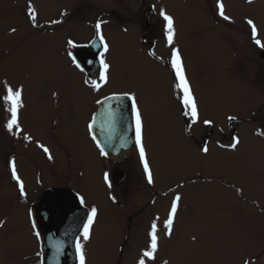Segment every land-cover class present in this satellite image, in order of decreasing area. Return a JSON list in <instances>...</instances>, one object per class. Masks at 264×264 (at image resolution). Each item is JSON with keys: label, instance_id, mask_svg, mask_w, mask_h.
Instances as JSON below:
<instances>
[{"label": "rangeland", "instance_id": "obj_1", "mask_svg": "<svg viewBox=\"0 0 264 264\" xmlns=\"http://www.w3.org/2000/svg\"><path fill=\"white\" fill-rule=\"evenodd\" d=\"M125 1L0 0V264L40 263L25 215L9 211L12 200L21 201L10 177L13 164L26 191L44 185L37 171L44 177L69 172L52 184L74 188L83 208L97 209L91 238L82 241L86 264H264V48L255 44L264 43V0ZM150 2L153 46L142 43L144 26L130 22ZM160 9L173 17L172 45ZM98 21L109 46L107 82L100 75L87 80L68 55L69 40L78 46L93 41ZM173 47L198 107L195 124L180 103ZM8 87L22 93L19 129L12 131L10 102L3 100ZM125 93L135 96L141 112L152 184L136 143L114 156L90 151L87 125L97 102ZM63 135L70 151L79 146V156L88 152L95 175H88L90 163L67 164L70 153L56 146ZM230 136L238 138L236 148L228 146ZM44 142L49 151L36 148L40 156L22 150ZM115 166L127 173L119 184L111 178ZM101 173L107 182H100ZM10 190L12 200L1 195ZM176 196L181 199L169 235L165 222ZM153 222L157 251L147 258Z\"/></svg>", "mask_w": 264, "mask_h": 264}, {"label": "water", "instance_id": "obj_2", "mask_svg": "<svg viewBox=\"0 0 264 264\" xmlns=\"http://www.w3.org/2000/svg\"><path fill=\"white\" fill-rule=\"evenodd\" d=\"M90 47L93 51L98 50V45L95 42H92ZM76 53H74L75 59L86 71L89 78L99 71L98 68L89 69L86 67L76 57ZM102 113H114V119L118 121L121 128L125 129L128 143L123 145L124 147L122 145L116 146L112 137L106 136L104 132L99 130ZM92 129L97 132L94 137L100 147L108 154L115 155L120 151V147H130L134 141V133L129 98L125 95H113L100 101L94 115ZM98 132H101V135ZM125 177V172L118 168L113 169L112 179L114 182L119 184L124 181ZM87 211L80 205L78 197L70 189H51L43 192L34 200L30 208V215L35 225V231L39 233L40 264L75 263L77 256L73 237L77 236L82 229V221L85 220Z\"/></svg>", "mask_w": 264, "mask_h": 264}, {"label": "snow or ice", "instance_id": "obj_3", "mask_svg": "<svg viewBox=\"0 0 264 264\" xmlns=\"http://www.w3.org/2000/svg\"><path fill=\"white\" fill-rule=\"evenodd\" d=\"M220 9V15L225 19L228 20L229 17L224 15L223 11V4L218 5ZM28 11L31 13V19L33 22H35L36 19V14L35 11L32 7H29ZM66 13H62L64 15ZM159 15L163 18V32L166 37L167 43L169 45H172L173 43V37H174V20L173 17L168 15L163 9L159 10ZM53 23H60V21H53ZM101 21H98L95 25L96 27V36L99 39L100 46L102 47L103 51L100 53L99 57V64H100V80H103L107 82V72L109 69L108 63L104 59V54L109 51V46L107 42L104 39V36L101 33ZM247 23L252 26V36L253 38L256 37L257 35V29L256 26L254 25L252 20H248ZM255 44L258 45L261 48H264V43H262L259 39H255ZM68 46L69 47H76V45L73 43V41L69 40L68 41ZM70 57H72V53H68ZM73 64L83 71V68H81L80 63L73 57L72 59ZM91 63V62H89ZM171 66L172 69L175 72L176 76V88L179 89L182 93V96L180 98V103L187 108L189 111L185 113V115H190L192 123L195 124L198 120V107L196 104V101L192 95L191 88L189 85V82L187 80L185 70L182 64V60L180 57L179 50L176 49L175 47L172 48L171 52ZM87 83V81H86ZM92 84L94 87L98 88L99 85L96 83V81H92ZM21 90H13L11 87L7 88V94L3 97V100L5 102H10V113H11V119L7 123V128L9 131H12L13 127L15 126L17 129H19L18 125V109L21 108L22 102H21ZM131 100V111L132 114L135 118V143L136 147L139 150V158L141 163L143 164V169L145 174L147 175V181L149 184L153 183V177L152 173L149 167V163L146 157V152H145V147L143 143V125H142V118H141V112L139 110V107L136 102V98L133 95H130L128 93L124 94ZM99 103V101L97 102ZM229 119H233L230 117ZM205 124H211V121L205 120ZM92 125H89V128H91ZM25 139H28V137H25ZM95 139V137H93ZM234 143L231 145L232 148H236L237 145L239 144L238 138H234ZM41 147H43L41 145ZM97 147L99 148L100 145L97 143ZM44 152L47 153L49 150L45 147ZM204 152H207L208 149L207 147L203 148ZM100 154L101 155H106L107 153L104 151L103 148H100ZM51 159V156H49ZM12 178L17 181V184L19 185L20 188V195L24 196V186L23 183L20 181L15 165H12ZM108 176L105 174V181L107 182ZM181 199V197L176 196L175 199L172 201L171 205V211L169 213L168 219L165 222V227L169 230L168 234L171 235V229L173 225V218L176 214L177 211V203ZM80 204L84 205V198L81 196L79 197ZM86 219L82 221V231L79 232V235L74 236V247H75V253L78 258L79 264H86V258H85V252H84V244L82 241H88L91 238V230L92 226L94 224L95 218L97 216V209L95 207H92L90 211H87L85 213ZM2 224V222H0ZM33 228H35V225H33ZM37 238H39V233H36ZM151 237V243H150V251H145L143 253L144 257L147 258H153V254L157 251V225L155 222H153L151 226V232L149 233ZM59 251V249H57ZM138 264H145L144 259H141L138 261Z\"/></svg>", "mask_w": 264, "mask_h": 264}, {"label": "flooded vegetation", "instance_id": "obj_4", "mask_svg": "<svg viewBox=\"0 0 264 264\" xmlns=\"http://www.w3.org/2000/svg\"><path fill=\"white\" fill-rule=\"evenodd\" d=\"M124 2H127V1H125L124 0ZM140 2H141V4H142V6H143V4L144 3H142V1L140 0ZM153 3L154 2H150V4L152 5V6H148V8L147 9H145V10H143V15H140L139 16V18H131V20H130V22L131 23H133L134 24V22H137L138 23V25H142V26H144V29L142 30V32H144V41H142V43L144 42V43H147V42H150V44H152L151 46H153V39H149V38H151V37H149L148 36V33H150V28H152V26L153 25H151V22L149 21L150 19H153V15H154V5H153ZM141 6V5H140ZM112 13H115L114 11H111ZM74 15H76V13L74 14ZM137 15V14H136ZM135 15V16H136ZM119 16V14L117 13V17ZM155 16H156V13H155ZM28 17V16H27ZM116 21H119V18H118V20H116ZM120 22V21H119ZM135 26H137V24H135ZM137 30L140 32V30L137 28ZM149 30V31H148ZM143 37V36H142ZM149 40H148V39ZM91 43H92V41L91 42H89V43H87V44H84L86 47H88V49H89V51H92V49H91V47H90V45H91ZM75 47L72 49L73 51L71 52L72 54H73V52L75 51ZM264 50V49H263ZM151 52V51H150ZM73 55H72V57H71V59H73ZM75 58V57H74ZM100 65V64H99ZM82 68V67H81ZM83 71H85V70H83ZM98 75H100L99 74V71L98 72H96L95 74H94V76L93 77H95V76H98ZM85 76H86V78L88 79V80H91L92 78H88L87 77V75H86V73H85ZM93 116H94V113H92L91 114V116H90V118H89V121H88V125H87V132H88V137L89 138H87L88 139V141H89V143L92 145V147H91V149H90V151L92 150L93 152H94V155H98L97 154V150L100 152V147L98 148L97 147V141H95V139H93V137L89 134V130H90V128H89V125L91 124L92 125V123H93V120H94V118H93ZM2 117V116H1ZM101 122H102V120H101ZM100 122V123H101ZM54 137H55V140H56V135H53ZM52 136V137H53ZM230 138H232V141L228 144V146L229 147H231V145L235 142L234 141V138H236V137H234L233 138V136H230ZM54 141V140H53ZM57 142L58 143H60V141H58V139H57ZM20 144V143H19ZM47 144L48 143H46V142H44V143H36V145H34V148H32L31 146H28V147H26V148H22V150H24V152H28L29 154L31 153L32 155V157L33 156H40V154H35V150H36V148H41L42 150L46 147L48 150H49V146H47ZM41 145L43 146V147H41ZM56 146L58 147V148H60V149H64V150H66L67 152H69L72 156L70 157L69 156V158H68V160H67V164L68 165H70V164H75V162H83V163H79L78 165H83L85 168L87 167V165H86V161H87V163L89 164L90 163V156H88L87 157V154L85 155V160H84V158H83V156H79L80 155V153H79V151H80V149L82 148V147H79V146H75L76 148L75 149H72V151H70L69 150V148L65 145V143H63V142H61L60 144H59V146L56 144ZM232 148V147H231ZM96 150V151H95ZM34 153V154H33ZM22 156V155H21ZM23 156H25L24 154H23ZM111 156H113V155H111ZM114 168H118L119 170H121V171H123V172H125L126 173V171H124V170H122V169H120L118 166H115ZM113 168V169H114ZM112 169V170H113ZM21 170H23V169H21ZM56 171V170H55ZM69 171V170H68ZM11 172H12V169H11ZM35 173V175H36V172H34ZM37 173L39 174V176L37 175V178H38V181H39V183H44V185H42L41 186V184H40V186H39V188H37V189H34V190H32V191H26V190H24V192H25V195L24 196H21L20 195V188H19V185L17 184V181H15V185H16V192H17V194H19L18 195V197L19 198H21V201H17L20 205L18 206V203L16 204V202H13V200H12V198H15V193L12 191V190H10V191H8L9 193H4L3 191H1V195H4L6 198H8V199H11L12 200V203H10V205H9V211L11 210V208H14V211H10L11 213H15V214H24L25 215V217H26V219H27V223H29L30 224V226H31V228H32V233H33V236L36 238V243H37V245H38V247H39V241H38V238H37V235H36V233H35V230H34V228H33V222H32V220H31V215H30V206H31V204L33 203V201H34V199L35 198H37L42 192H44V191H46V190H49V189H52V188H55V187H62V188H67L65 185H63V186H56V185H53L52 183H54L57 179H59V178H62V177H64V175L65 174H68V173H66V172H64V173H60V174H56V175H53V176H49V177H46V175H48L49 174V171L46 173V175H45V177H44V174H43V171L42 172H39V171H37ZM112 173V172H111ZM80 175H82V174H84V173H79ZM28 174H25V176H27ZM126 176H127V173H126ZM10 177L12 178V176L10 175ZM24 177V176H23ZM43 177V178H42ZM52 178V179H51ZM21 179H24V178H22L21 177ZM20 179V180H21ZM51 179V180H50ZM51 182H50V181ZM99 180L100 181H103V182H106L105 181V173L103 174V173H101L100 174V177H99ZM125 180V179H124ZM38 189H40V190H38ZM69 189V188H68ZM73 192H75L76 193V196L78 197V199H79V197L81 196L80 195V193H78L77 192V190L75 191L74 190V188H72L71 189ZM36 191V192H35ZM12 193V194H11ZM16 194V195H17ZM80 201V200H79ZM137 201H138V199H137ZM82 207H84L83 205H82ZM86 208V207H85ZM40 255V253H38V256ZM36 256H37V252H36Z\"/></svg>", "mask_w": 264, "mask_h": 264}, {"label": "bare ground", "instance_id": "obj_5", "mask_svg": "<svg viewBox=\"0 0 264 264\" xmlns=\"http://www.w3.org/2000/svg\"><path fill=\"white\" fill-rule=\"evenodd\" d=\"M92 42H95V44L96 45H98V50L97 51H89V49H88V47H86L84 44H82V45H80V46H78V45H76L75 43V45H76V49H75V51L73 52V56H74V53L75 52H77L76 53V57L78 58V59H80V61L86 66V67H88L89 69H95V68H98L99 70H100V65H99V57H100V53L103 51V49H102V47L100 46V43H99V39L97 38V36L93 39V41ZM89 62H91V63H89ZM84 73H86V71H84ZM86 75H87V73H86ZM94 76V75H93ZM90 77V78H94V77ZM87 77H88V75H87ZM89 78V77H88ZM88 80V79H87ZM115 95H120V94H114V96ZM110 96H113V95H108V96H106L105 98H107V97H110ZM105 98H103V99H105ZM102 99V100H103ZM101 100V101H102ZM130 102H131V100H130ZM96 109H97V107H96ZM95 112H96V110H95ZM94 112V113H95ZM113 115H114V113H102L101 115H100V120H102V122H101V125H100V128H99V130L100 131H102V132H104L105 133V135L107 136V135H109L110 137H112L113 138V142H114V144L116 145V146H118V145H126L127 143H128V136L126 135V131H125V129H123V128H121V126L119 125V123H118V121H116L115 119H114V117H113ZM132 123H133V133H134V141L132 142V144H131V146L129 147H127V148H123V147H120V151H122V150H129V149H131L132 147H134V145H135V126H134V121H132ZM93 128V123H92V127L90 128V130H89V134L92 136V137H94L95 136V133H97L95 130H93L92 129ZM99 133V135H101V132H98ZM52 136V135H51ZM62 139H60V140H62L63 141V143H65V141H67V139H66V137H65V135H63L62 137H61ZM59 139V138H58ZM66 144V143H65ZM204 145V144H203ZM202 145V146H203ZM27 149V148H26ZM91 149V148H90ZM119 151V152H120ZM118 152V153H119ZM117 153V154H118ZM83 158H84V160H85V155L87 154V157L88 156H90L89 154H88V152L86 151V150H83ZM110 154V153H109ZM70 156H72L71 154H69ZM110 155H113L114 156V154H110ZM86 161V160H85ZM86 163H87V161H86ZM90 167H91V172L89 171L88 172V175L90 176V175H95L94 174V172H93V166L91 165V163H90ZM79 175V174H78ZM94 182L96 183L97 181L94 179ZM101 182V181H100ZM98 183H99V181H98ZM80 202V201H79ZM81 205V204H80Z\"/></svg>", "mask_w": 264, "mask_h": 264}]
</instances>
